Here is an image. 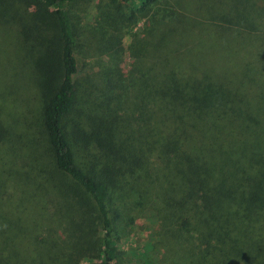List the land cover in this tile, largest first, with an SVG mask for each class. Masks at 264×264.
<instances>
[{"label": "trees", "instance_id": "obj_1", "mask_svg": "<svg viewBox=\"0 0 264 264\" xmlns=\"http://www.w3.org/2000/svg\"><path fill=\"white\" fill-rule=\"evenodd\" d=\"M81 1L0 0V62L11 64V46L37 104L19 137L0 118V264H116L130 197L160 204L171 264H264V0H103L105 27L87 31L109 62L121 27L167 8L147 31L148 61L134 54L125 93L112 69L92 96L75 83L69 6ZM229 41L256 60L217 68Z\"/></svg>", "mask_w": 264, "mask_h": 264}, {"label": "rangeland", "instance_id": "obj_2", "mask_svg": "<svg viewBox=\"0 0 264 264\" xmlns=\"http://www.w3.org/2000/svg\"><path fill=\"white\" fill-rule=\"evenodd\" d=\"M17 3L18 1L14 2V5L19 7ZM110 7H112V5L103 0H84L69 6L74 20L76 21V24H78V33L75 38V56L77 59L78 72L76 74L75 83L78 86L79 96H83L85 91L87 92L90 90L91 96L93 95L92 91L96 95V88L101 83L99 74L101 72L102 74L109 73L112 69L119 71L120 76L116 77V79L118 78L120 82L118 83V86L120 89L122 88V93H125L124 87H128L130 83L129 81H132L133 79L131 73L135 71L134 63L136 61L134 54L137 52V57L146 62L148 61L149 47L147 46V31L151 28L154 20L166 15L165 10L167 5L165 3L160 5L157 4L147 10V12L139 14L137 19L133 22L126 24L119 29L122 47L118 53L114 54L113 58L115 62L113 60V62H109V60L106 59L98 49V44H96L97 39L87 31V29L93 27H105V25L102 24L103 17L101 15L102 12H105L106 9ZM122 9L125 11L126 7L122 6ZM110 10L112 11L113 9ZM232 42L229 41V43H227L222 49H218L220 54L214 55L217 57L218 61L216 63L217 68H220V65L224 62L231 65L232 61L240 62L244 59L256 60L253 57V54L252 56L249 54V50L243 42ZM237 44H241V46ZM229 45L232 46L231 49H229ZM186 46L193 47V43H188ZM242 46L246 49L242 48ZM226 49H229V53ZM8 51L9 55L7 57L11 58L15 63L12 61L10 65L6 64L7 67H2L0 62V77L3 74L8 76V88L5 89L0 78V92H8V94L5 93L4 96L0 93V118L5 125L10 124L15 131L14 133L19 137V133H21L20 131H22L23 126L29 129L32 126L22 122L21 115H28L29 111L31 113L36 112L37 109L35 107L37 104L34 90L31 88H29V90L24 88L22 81V73L24 70L22 66L18 64L20 57H18L17 53L14 52L11 46L8 48ZM208 51L211 52L210 50ZM227 54L229 56L225 57V61H219L223 55ZM205 57L208 56L205 55ZM143 66L141 68L142 70ZM232 72L235 74H232ZM12 73L13 75L17 74L15 79H18L19 75L21 76L19 84L16 80L13 82L9 80V76L12 75ZM228 75L235 76L238 74L235 71H231ZM127 93L128 97H130L131 92ZM17 94L19 97L16 96ZM126 100L125 97L121 99V101ZM127 112L131 114L129 110H127ZM21 138L24 139V141H27L25 137ZM40 163L42 164V169H44L45 173H50L52 171L51 162L48 159L45 160V158H42ZM116 197L119 198L118 195H116ZM138 201L139 199L136 197H130L129 203L126 206L121 207L118 211L120 219L117 220L113 236V244L116 248L115 263L171 264L169 257L165 256L163 253L164 247L158 242V220L155 209L160 206V204L156 199L141 200V205L137 204ZM79 263L84 264L86 261L81 259Z\"/></svg>", "mask_w": 264, "mask_h": 264}]
</instances>
